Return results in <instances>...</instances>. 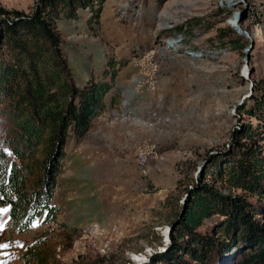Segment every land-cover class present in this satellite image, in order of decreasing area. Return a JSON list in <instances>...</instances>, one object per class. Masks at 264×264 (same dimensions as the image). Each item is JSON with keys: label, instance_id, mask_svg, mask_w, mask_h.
Listing matches in <instances>:
<instances>
[{"label": "rangeland", "instance_id": "rangeland-1", "mask_svg": "<svg viewBox=\"0 0 264 264\" xmlns=\"http://www.w3.org/2000/svg\"><path fill=\"white\" fill-rule=\"evenodd\" d=\"M34 1L0 0V7L29 14ZM91 13L90 9L78 10L73 20H57L63 53L77 85L92 75L97 78L112 58L127 62L117 74L124 85L113 94L115 108L107 98L111 111L105 122L112 128L124 125L120 119L125 116L134 122L126 128L136 126L145 133L138 150L145 149L146 159L143 153L136 152L134 157L128 149L127 156L114 160L115 175L104 171L93 180L87 178L93 191L101 186L104 192L118 193L112 202L121 206L130 202L123 200L129 184L126 170L134 169L150 194V214L126 236L118 232L106 239L104 232L99 243L96 236L101 228L93 224L82 229L68 227L59 212L57 223L42 224L40 218L27 233H14L8 208L3 206L0 264H21V254L34 237L45 241L51 253L49 264H73L80 255L90 259L107 256L115 264H149L169 247L163 232L173 212L183 206L187 182L224 154L243 126L256 123L246 112L264 97V0H105L98 25L87 24ZM178 38L182 40L179 46L164 49L166 42ZM137 111L141 118L135 116ZM4 127L0 122V132ZM77 147L71 140L67 143V163ZM73 180L77 188L84 179ZM59 181L69 180L63 176ZM167 185L166 198L159 200L160 189ZM53 200H58L56 192Z\"/></svg>", "mask_w": 264, "mask_h": 264}, {"label": "trees", "instance_id": "trees-1", "mask_svg": "<svg viewBox=\"0 0 264 264\" xmlns=\"http://www.w3.org/2000/svg\"><path fill=\"white\" fill-rule=\"evenodd\" d=\"M104 1L35 0L29 14L0 7V207L8 208L14 233H27L40 218L57 223L52 200L65 147L84 139L104 113L127 64L112 58L97 78L77 85L63 53L57 20L90 9L87 24L98 25ZM116 99H109L112 108ZM246 115L256 123L243 126L225 153L184 186L183 206L169 222V247L149 264H264V97ZM44 243L34 237L21 264H49ZM73 264L115 262L80 255Z\"/></svg>", "mask_w": 264, "mask_h": 264}, {"label": "crops", "instance_id": "crops-1", "mask_svg": "<svg viewBox=\"0 0 264 264\" xmlns=\"http://www.w3.org/2000/svg\"><path fill=\"white\" fill-rule=\"evenodd\" d=\"M122 82L124 80L116 77L113 92L111 91L108 94V99L114 93L119 92L120 87L124 85ZM107 98L106 101H108ZM109 111H111V108L107 105L104 113L93 121L92 128L85 138L78 143V147L68 163V154L65 148L64 167L56 181V196L58 195V200H53L55 204L52 202L54 206L56 205L59 208L60 219H63L64 225L82 229L89 224H93L101 228L102 233L100 232L96 236V240H99V243L102 242L104 232L106 233V239L113 238L115 233L118 232L126 236L129 233L128 231L134 228L136 224L144 221L149 216L152 208L150 194L145 192L144 183L138 180L140 179L139 174L134 169L126 170L129 173L128 180H126L129 184H126L128 190L123 193V200L130 201L128 204L120 206L117 203H113L112 199L113 197H118V193H114L109 189L104 192L101 186L98 188L99 191H93L90 180L101 176L104 171L110 175H115L118 169L115 161L121 158L122 155L127 156L126 152L128 149L129 151L131 150L135 157V153L138 152L140 139L145 136V133L136 126H132L133 129L126 128L135 124L128 121L127 116L120 119V123H124V125L120 126L121 124L118 123L119 126L115 128L108 126L105 121ZM135 116L141 118L138 115V111ZM98 162L100 163L96 164ZM104 162L108 163L107 167L103 166ZM109 164L113 165L109 166ZM66 167L68 168L64 175ZM63 176L69 181H63L62 184L59 179ZM87 176L89 179L91 178L90 182ZM74 177L84 179L78 182L77 188L76 182L73 180ZM159 192L160 196L158 199H165L169 192L168 185L166 188L160 189ZM61 214H64V216ZM128 217H131L130 219L134 218L136 221L130 222ZM85 237L90 238L89 236ZM88 241L90 242L91 239ZM89 242L87 243V248Z\"/></svg>", "mask_w": 264, "mask_h": 264}, {"label": "bare ground", "instance_id": "bare-ground-1", "mask_svg": "<svg viewBox=\"0 0 264 264\" xmlns=\"http://www.w3.org/2000/svg\"><path fill=\"white\" fill-rule=\"evenodd\" d=\"M236 18H237V16L236 17H234V19L235 20H231V25L234 23L235 24V21H236ZM180 37V36H179ZM181 38H178L176 41H173V42H166V44H165V48L164 49H167L168 50V48L169 49H171V48H174L175 46L177 47V46H179L180 44H181ZM167 229L163 232V234L166 236L167 235ZM133 259H135V261H139V257L138 256H133Z\"/></svg>", "mask_w": 264, "mask_h": 264}, {"label": "built area", "instance_id": "built-area-1", "mask_svg": "<svg viewBox=\"0 0 264 264\" xmlns=\"http://www.w3.org/2000/svg\"><path fill=\"white\" fill-rule=\"evenodd\" d=\"M137 153H143L144 159H146L145 149H139Z\"/></svg>", "mask_w": 264, "mask_h": 264}, {"label": "water", "instance_id": "water-1", "mask_svg": "<svg viewBox=\"0 0 264 264\" xmlns=\"http://www.w3.org/2000/svg\"><path fill=\"white\" fill-rule=\"evenodd\" d=\"M169 232H170V227L168 228L167 238H166L168 241H169ZM167 240H166V242H168Z\"/></svg>", "mask_w": 264, "mask_h": 264}]
</instances>
